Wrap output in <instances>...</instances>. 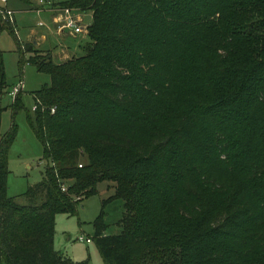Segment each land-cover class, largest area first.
Segmentation results:
<instances>
[{"label": "trees", "instance_id": "obj_1", "mask_svg": "<svg viewBox=\"0 0 264 264\" xmlns=\"http://www.w3.org/2000/svg\"><path fill=\"white\" fill-rule=\"evenodd\" d=\"M52 4L92 12L84 53L61 63L0 7L20 74L50 78L26 114L50 162L27 205L7 194L17 127L0 134V264H88L54 248L55 216L103 181L123 201L119 234L102 210L93 222L103 264H264V0Z\"/></svg>", "mask_w": 264, "mask_h": 264}, {"label": "rangeland", "instance_id": "obj_2", "mask_svg": "<svg viewBox=\"0 0 264 264\" xmlns=\"http://www.w3.org/2000/svg\"><path fill=\"white\" fill-rule=\"evenodd\" d=\"M45 1L43 2L44 5H46ZM39 5H41L40 0H0V7L14 11L15 33L20 43L29 41L34 44L35 34L44 33L48 36V42L43 47L57 53L61 45L72 44L74 40L70 37L67 38V35H57L51 14L44 10L37 12L36 8ZM86 20L89 21L88 16ZM31 30L34 33L30 36ZM80 39L75 41L74 55L77 56L84 53L83 45L88 41L87 38L81 41ZM31 43L30 45H32ZM0 49L4 52V67L8 84L5 90L8 92L9 88L14 86L19 79L23 80V90L20 94V101L23 106L21 109L13 112L10 106L13 99L6 93L0 95V104L5 107L1 115L0 134L8 131L12 123L17 127L16 137L8 154L7 194L14 197L16 202L27 205L29 201L23 195L24 192L30 185L40 182L44 178V168L50 162L43 158L42 145L30 128L26 114L27 112L32 113L33 110L32 92L44 84H49L50 78L49 75L38 72L34 66L29 64L23 65L20 74L17 66V45L13 36L6 30L0 33ZM31 55L32 53H28L26 56ZM53 59L58 61L56 58ZM113 193V182H100L97 185V193L82 199L78 203L75 215L56 214L54 248L76 261L88 260V264H103L93 240L87 243L79 241L78 237L93 238L95 233L93 222L101 210L104 212L103 221L107 225L105 233L112 235L121 232V227L117 222L122 216L123 201L121 199L107 201ZM36 203H40V199Z\"/></svg>", "mask_w": 264, "mask_h": 264}, {"label": "crops", "instance_id": "obj_3", "mask_svg": "<svg viewBox=\"0 0 264 264\" xmlns=\"http://www.w3.org/2000/svg\"><path fill=\"white\" fill-rule=\"evenodd\" d=\"M42 0H40L41 5H39L36 10L37 12L44 10V11H49V13L51 14V18H52V23L55 25V33L57 35H67V38L70 37L72 40H74V42L72 44H68V45H61L58 52L54 53L53 51L47 49L46 47H43L46 45V43L48 42V36L44 33H40L39 35L35 34V41L34 44H32L31 42H26V43H31L34 47V49L42 52V53H50L52 60L56 63H61L63 61H66L67 59H70L73 56H77L74 55L75 53V48H76V44L75 41L78 38H81V40L87 38V32H82V33H78V34H74L71 30H64L63 32L59 31L57 29V24H56V8H58V6H54L53 4L49 7L47 5H44L42 2ZM44 1V0H43ZM52 3L54 2L53 0H50ZM60 2V1H58ZM58 2H54V3H58ZM5 9L10 10L9 8L4 7ZM76 12H78L80 14V18L82 20V23L86 26L90 24L91 19H92V12L91 11H80L79 9L75 8ZM13 11V10H12ZM14 13V11L12 12V14ZM87 16L89 17V21L87 22L86 18ZM14 20V17H13ZM86 20V21H85ZM14 24H15V20H14ZM34 31L31 30L30 36L31 34H33ZM85 36V37H84ZM77 43V42H76ZM79 46V45H78ZM53 58H56L58 61H55ZM10 90V88H9ZM9 92V91H8ZM8 92L6 94H8ZM9 95V94H8ZM13 99V98H12Z\"/></svg>", "mask_w": 264, "mask_h": 264}, {"label": "built area", "instance_id": "obj_4", "mask_svg": "<svg viewBox=\"0 0 264 264\" xmlns=\"http://www.w3.org/2000/svg\"><path fill=\"white\" fill-rule=\"evenodd\" d=\"M44 2L43 0L41 1ZM46 5L51 6L52 2L50 0L45 1ZM56 24L57 29L61 32L64 30H71L74 34L87 32L86 26L82 23V20L80 18V14L76 12L75 8L72 7H58L56 8ZM3 18L8 19L10 22L13 21V14L11 10L6 9L3 13ZM23 90V80L19 79L18 82L12 86L8 92L9 96L11 98H14L16 94ZM54 109H51V112H53ZM65 187H62V190H64ZM79 241H85L87 243L91 242V238H83L78 237Z\"/></svg>", "mask_w": 264, "mask_h": 264}]
</instances>
